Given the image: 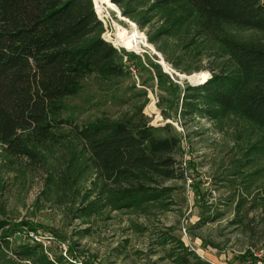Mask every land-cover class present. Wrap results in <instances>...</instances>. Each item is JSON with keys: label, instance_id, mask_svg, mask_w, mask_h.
Returning a JSON list of instances; mask_svg holds the SVG:
<instances>
[{"label": "rangeland", "instance_id": "374dc122", "mask_svg": "<svg viewBox=\"0 0 264 264\" xmlns=\"http://www.w3.org/2000/svg\"><path fill=\"white\" fill-rule=\"evenodd\" d=\"M98 2L103 36L111 39L116 32L118 46L125 49L138 42L123 56L137 74L86 77L79 93L66 100L62 117H73L81 126L103 116L131 118L143 106L148 123L169 124L180 136L177 172L183 177L161 180L171 191L145 208L112 210L102 181L84 167L74 126H65L55 141L34 147L35 162L9 157L0 145V219L34 226L37 243L53 264L59 258L61 264H178V255L186 252L180 243L208 264H264V220L252 219L255 211L250 210L249 234L233 222L241 199L249 211L253 198L264 196V128L230 113L179 119L174 99L158 88L149 71L158 66L181 90L197 86L228 60L219 44L223 37L252 41L258 35L226 25L203 40L193 25L188 31L182 19L171 25L165 11L150 5L129 18L111 1ZM183 15L181 10L175 14ZM120 17L133 24L129 32ZM128 55H135L136 63ZM22 231L4 249V264H31L12 253L32 230ZM251 245L254 255L246 256Z\"/></svg>", "mask_w": 264, "mask_h": 264}, {"label": "trees", "instance_id": "16d2710c", "mask_svg": "<svg viewBox=\"0 0 264 264\" xmlns=\"http://www.w3.org/2000/svg\"><path fill=\"white\" fill-rule=\"evenodd\" d=\"M93 1L0 0V145L9 157L35 162L39 155L34 147L55 141L60 128L74 126L71 133L85 155L84 167L102 181L111 209L145 208L171 191L161 186V180L183 177L177 172L176 158L181 140L171 126L148 123L143 106L131 118L103 116L81 126L73 117H62L66 100L79 93L86 77L110 80L128 74L123 63L126 52L103 39L104 28L96 14L99 2ZM110 1L129 18L149 5L165 11L171 25L182 19L185 31L193 25L196 37L203 40L226 25L255 32L258 36L252 41L223 37L219 44L228 60L197 86L181 90L158 66L149 71L158 88L174 99L179 119L230 113L264 128V0ZM178 10L184 15L176 18ZM127 60L136 63L135 55ZM242 201L233 222L249 234L250 210L255 211L252 219L264 220V196L253 198L249 211ZM10 223L0 219V264L17 232L35 231L26 222ZM180 244L186 252L178 255V264H208ZM253 248L248 247L246 256L254 255ZM12 253L31 264H53L41 245L28 239Z\"/></svg>", "mask_w": 264, "mask_h": 264}, {"label": "built area", "instance_id": "2783aa9c", "mask_svg": "<svg viewBox=\"0 0 264 264\" xmlns=\"http://www.w3.org/2000/svg\"><path fill=\"white\" fill-rule=\"evenodd\" d=\"M96 11V10H95ZM97 14V13H96ZM118 15H119V13H118ZM97 17H98V19L102 22V20L100 19V17L98 16V14H97ZM123 21H125L127 24H128V27H129V30H128V32L132 29V27H133V24L130 22V21H128L127 19H125L124 17H120ZM112 28H113V30L114 31H116L117 30V24H112ZM115 34H116V32L114 33V35H112L113 37L111 38V39H107V38H105L104 36H103V34H102V37H103V39L104 40H106L107 42H109L117 51H121L122 49L123 50H126V51H132L133 49H136L137 48V46L139 45L138 44V42H134L133 44H134V46L132 47V48H130V49H125V48H123V47H120V46H118L119 45V43H117L116 42V38H115ZM136 43V44H135ZM123 61H124V64H125V66H126V68H127V70L128 71H130L133 75H136L137 73H136V71H135V67L131 64V63H128V64H126V57H123ZM171 77H172V75L171 74H169ZM28 234V239L31 241V242H38L39 241V238H38V235L36 234V232H33V231H30V232H27Z\"/></svg>", "mask_w": 264, "mask_h": 264}, {"label": "bare ground", "instance_id": "6f19581e", "mask_svg": "<svg viewBox=\"0 0 264 264\" xmlns=\"http://www.w3.org/2000/svg\"><path fill=\"white\" fill-rule=\"evenodd\" d=\"M110 1V0H109ZM112 4V3H111ZM113 5V4H112ZM124 47V46H123Z\"/></svg>", "mask_w": 264, "mask_h": 264}]
</instances>
